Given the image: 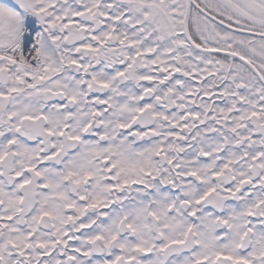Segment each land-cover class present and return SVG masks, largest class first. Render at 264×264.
I'll use <instances>...</instances> for the list:
<instances>
[{"label":"snow or ice","instance_id":"snow-or-ice-1","mask_svg":"<svg viewBox=\"0 0 264 264\" xmlns=\"http://www.w3.org/2000/svg\"><path fill=\"white\" fill-rule=\"evenodd\" d=\"M0 264H264V0H0Z\"/></svg>","mask_w":264,"mask_h":264}]
</instances>
